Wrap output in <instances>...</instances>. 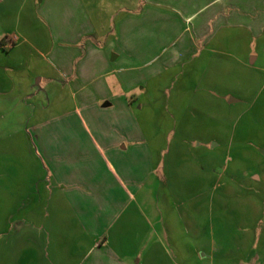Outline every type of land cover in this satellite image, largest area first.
Returning <instances> with one entry per match:
<instances>
[{
  "label": "crops",
  "instance_id": "1",
  "mask_svg": "<svg viewBox=\"0 0 264 264\" xmlns=\"http://www.w3.org/2000/svg\"><path fill=\"white\" fill-rule=\"evenodd\" d=\"M23 11L25 32L0 33V264L208 259L179 187L198 175L179 149L201 148L173 117L212 100L194 92L217 55L264 72V0H0L1 19Z\"/></svg>",
  "mask_w": 264,
  "mask_h": 264
},
{
  "label": "rangeland",
  "instance_id": "2",
  "mask_svg": "<svg viewBox=\"0 0 264 264\" xmlns=\"http://www.w3.org/2000/svg\"><path fill=\"white\" fill-rule=\"evenodd\" d=\"M104 7L110 10L108 4ZM24 16L23 11L21 21L16 24L12 21L13 13L4 19H1L0 13V33L3 30L25 32L29 25ZM114 22V19L103 20L101 25H108L110 30ZM213 63V67L205 73L207 84L199 82L201 86L194 92L196 96H212V100L193 99L191 113H179L173 117L183 130L177 132L178 135L189 141L192 138L193 145L198 144L201 148L198 159L190 150L179 149L185 153L180 159L190 156L198 166L195 180L190 183L182 178L179 181L182 199L187 198L185 189L189 187L199 193L196 201L197 242L204 246L199 255L206 250L210 253L208 259L202 258L201 264H264V72L244 68L226 56L217 55ZM261 64L264 66V63ZM226 92L239 99L230 107L226 106L229 97L222 96ZM63 101L64 105L60 108L69 105L66 97ZM157 119L156 116L151 118L154 122ZM154 134L163 135V132ZM205 140L211 142L204 145ZM213 141L218 142V147L211 150ZM225 156L230 158L228 169L223 172L218 189L209 192L210 179H206L205 175L210 170L216 172L217 168L220 169ZM246 167H250L252 173L260 178L238 176V170L240 172ZM210 194L213 201L208 205ZM206 210H209V216ZM210 239L214 249H207ZM157 251L158 264L185 263L167 248V254ZM147 263L156 264L150 259Z\"/></svg>",
  "mask_w": 264,
  "mask_h": 264
}]
</instances>
